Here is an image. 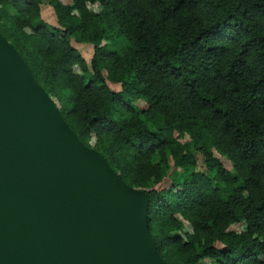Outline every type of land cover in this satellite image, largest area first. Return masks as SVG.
<instances>
[{
	"label": "trees",
	"instance_id": "16d2710c",
	"mask_svg": "<svg viewBox=\"0 0 264 264\" xmlns=\"http://www.w3.org/2000/svg\"><path fill=\"white\" fill-rule=\"evenodd\" d=\"M72 1L47 2L54 26L43 0H0V32L85 145L147 191L162 258L264 264V0Z\"/></svg>",
	"mask_w": 264,
	"mask_h": 264
},
{
	"label": "water",
	"instance_id": "95a60500",
	"mask_svg": "<svg viewBox=\"0 0 264 264\" xmlns=\"http://www.w3.org/2000/svg\"><path fill=\"white\" fill-rule=\"evenodd\" d=\"M149 203L85 145L0 32V264H168Z\"/></svg>",
	"mask_w": 264,
	"mask_h": 264
},
{
	"label": "rangeland",
	"instance_id": "374dc122",
	"mask_svg": "<svg viewBox=\"0 0 264 264\" xmlns=\"http://www.w3.org/2000/svg\"><path fill=\"white\" fill-rule=\"evenodd\" d=\"M43 1L46 3L43 6V10H42L43 21L47 22L51 25L57 26V19H56L55 11L51 8V6L49 4H47V2H49V0H43ZM61 1L64 4H73L72 0H61ZM88 7L94 12H99L101 10V6L98 3H95V4L89 3ZM109 43L110 42L108 40L103 41V44H109ZM75 45H76V43H75ZM80 50L83 53V55L85 56V58L87 59V61L90 62L92 59V56H93V47L91 45L82 46V47H80ZM74 71L78 74H82V70L79 66H75ZM113 87L115 89H118L117 86H113ZM52 98L56 101L59 108H61V104H59L58 100L55 99L54 97H52ZM138 105L142 108L145 107V104L143 102H138ZM188 139H189L188 137L185 138V140H188ZM95 141H96L95 138H93L91 140L90 143H91L92 147L95 145ZM216 156L222 161L225 168H227L228 170H233V164L231 163V161L228 158L221 156L218 153H216ZM197 170H199L201 172H207V167L204 163V158L202 157L201 154H198V168H197ZM170 174H171V171H168V175L165 177L164 181L160 185L157 186L158 190H162V189L170 187V185L172 183V180L170 178ZM185 224H186V230L185 231L191 232L192 227L188 223H185ZM245 227H246L245 223L241 222V223L234 224L231 227V229L236 230V231H240V230H243ZM175 235L176 236H182V237L185 236L184 233H182V232H177ZM205 262H206V264H212V262L210 260H205Z\"/></svg>",
	"mask_w": 264,
	"mask_h": 264
}]
</instances>
